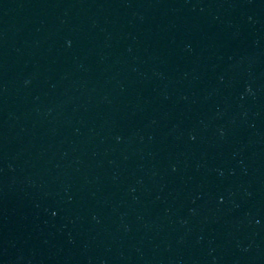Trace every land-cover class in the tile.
Masks as SVG:
<instances>
[{
	"label": "water",
	"instance_id": "1",
	"mask_svg": "<svg viewBox=\"0 0 264 264\" xmlns=\"http://www.w3.org/2000/svg\"><path fill=\"white\" fill-rule=\"evenodd\" d=\"M0 264H264V0H0Z\"/></svg>",
	"mask_w": 264,
	"mask_h": 264
}]
</instances>
